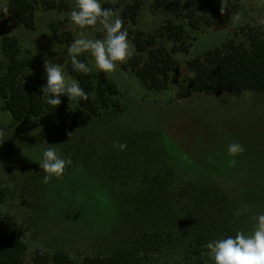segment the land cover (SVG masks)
Returning a JSON list of instances; mask_svg holds the SVG:
<instances>
[{"label": "rangeland", "instance_id": "374dc122", "mask_svg": "<svg viewBox=\"0 0 264 264\" xmlns=\"http://www.w3.org/2000/svg\"><path fill=\"white\" fill-rule=\"evenodd\" d=\"M54 1H64L66 7L47 11L36 5L34 30L9 12L0 13V64L7 66L2 38L17 37L22 54L32 59L25 81L40 96L47 83L45 57L62 64L65 76L76 80L67 70V49L79 34L68 18L74 0ZM135 1L101 3L123 19L138 67L164 45L178 62L180 71L169 72L166 91L154 90L127 73V61L114 74L105 73L121 92L120 110L110 108L93 116L78 99L66 98L69 106L59 117L16 122L0 98V122L6 132L0 145V219L10 215L22 229L28 246L22 264H32L39 248L51 256L65 251L78 261L120 246L134 251L142 234L156 231L163 233L164 244L140 255L147 256L145 264H174L197 230L213 229L209 225L214 222H236L250 233L253 217L264 212V93L176 97L188 62L231 42L246 44L251 31L264 37V24L258 22L264 18V0H227L224 15L219 11L221 0H164L160 7L156 0H138L137 15L125 12ZM8 3L0 0L1 7ZM170 23L184 26L187 53L161 36L150 41ZM52 25L71 33V42L59 44ZM85 31L89 38L103 35L97 28ZM85 55L97 78L100 70ZM117 142H126V150L114 147ZM233 142L244 146L242 155L228 154ZM49 145L63 158L70 157L72 164L61 178L45 184L38 163ZM233 159L235 165L230 163ZM238 208L248 211L237 217ZM202 255L207 264H214L209 250Z\"/></svg>", "mask_w": 264, "mask_h": 264}, {"label": "trees", "instance_id": "16d2710c", "mask_svg": "<svg viewBox=\"0 0 264 264\" xmlns=\"http://www.w3.org/2000/svg\"><path fill=\"white\" fill-rule=\"evenodd\" d=\"M164 0H156L155 5L161 6ZM36 5L44 10H63L64 1L54 0H9L8 12L26 28L34 30V12ZM1 7V6H0ZM140 2L137 0L126 11L137 15ZM124 17V15H122ZM52 33L59 44H68L72 40L69 32H60L58 25H52ZM185 28L182 24H168L163 27L159 35L151 37L155 43L160 36L179 46L183 53L188 52L185 44ZM128 38L130 33H128ZM246 44L231 42L225 49L209 50L202 56L188 62L185 80L179 85L176 97L178 100L190 99L195 94L217 95L229 94L239 96L247 91L264 93V37L251 33ZM165 46V45H164ZM161 46L151 51L148 60L142 67H138L139 58L133 55L125 65L127 73H134L143 83L154 90L166 91L169 72L180 71L178 62ZM138 50H142L137 41ZM1 49L7 57V66L0 64V98L4 101V110L11 113L16 122L41 117H59L67 110V96H61L62 103L56 108L46 103L31 85L25 81L28 70L32 67V59L22 54L20 42L13 35L2 38ZM80 59L88 64L83 54ZM68 73L74 77L80 86L89 94L87 101L78 99L79 106L93 116L121 107V92L117 85L102 71L97 78L91 73L83 74L73 70L70 59L67 63ZM95 93V98L91 94ZM0 129H4L0 122ZM224 221V220H223ZM221 221V222H223ZM197 230L193 240L185 246L180 261L174 264H207L203 253L208 249L206 245L214 240L234 236L237 231H243L236 222H214ZM161 231L151 234H142L134 251L130 246H120L105 255L86 257L82 261L73 260L65 251H57L52 256L46 250L39 248L34 251L32 264H145L147 256L142 253H151L159 250L164 244V235ZM191 237V239H192ZM28 246L22 239V229L15 219L2 216L0 219V264H22ZM141 254V255H140ZM159 264H172L168 261Z\"/></svg>", "mask_w": 264, "mask_h": 264}, {"label": "clouds", "instance_id": "9594fccd", "mask_svg": "<svg viewBox=\"0 0 264 264\" xmlns=\"http://www.w3.org/2000/svg\"><path fill=\"white\" fill-rule=\"evenodd\" d=\"M226 3L227 0H221V15L226 12ZM74 4L68 18L73 31L78 30L79 34L67 49L73 70L83 74L91 73L92 67L80 59L83 54H89L96 68L106 74H114L121 64L126 63L136 53L134 44L128 38L123 19L114 9L103 7L101 0H74ZM0 13L7 16L8 8L0 7ZM258 22L264 24V18ZM88 28H97L103 34L102 38H89L85 31ZM44 69L47 83L41 87V97L47 104L56 108L62 103L61 96H67L70 102L89 99V94L78 81L65 76L62 64L54 63L45 57ZM91 96L95 98V93ZM72 134L69 133V138ZM5 137V130L0 129V145L6 140ZM114 147L124 151L127 143L117 142ZM245 150L239 142L228 145V154L232 157L242 155ZM230 163L235 165L236 160L233 159ZM38 164L45 173L42 182L48 184L53 179L61 178L66 168L72 164V160L70 157L63 158L54 145H49L43 151ZM247 211V208H238L234 215L238 217ZM253 219L255 224L250 233L237 231L234 236L229 235L206 245L214 264H264V212L255 215Z\"/></svg>", "mask_w": 264, "mask_h": 264}]
</instances>
